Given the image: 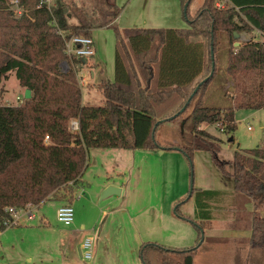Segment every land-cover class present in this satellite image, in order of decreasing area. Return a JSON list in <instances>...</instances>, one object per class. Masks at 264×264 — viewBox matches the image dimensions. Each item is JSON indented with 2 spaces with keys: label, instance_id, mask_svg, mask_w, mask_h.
Returning a JSON list of instances; mask_svg holds the SVG:
<instances>
[{
  "label": "trees",
  "instance_id": "16d2710c",
  "mask_svg": "<svg viewBox=\"0 0 264 264\" xmlns=\"http://www.w3.org/2000/svg\"><path fill=\"white\" fill-rule=\"evenodd\" d=\"M19 1L28 13L15 19L9 2L0 0V85L15 75L31 98L24 95L19 106H0V233L12 220L9 207L47 201L72 205L93 149L177 150L161 145L156 133L161 124L190 110L191 142L179 150L189 159L196 152L210 153L222 173L233 177L229 195L246 199L243 207H232L236 227L251 231L253 250H264V145L236 152L230 174L217 158L222 141L201 130L203 124L219 125L233 134L236 111L264 110V0H227L225 7L204 0L194 15L189 10L193 0H180L189 23L182 30H121L117 0H80V6L75 0H53L50 8L45 0ZM99 29L115 31V76L99 87L104 106H85L75 72H66L63 65H82L86 59L69 60L65 43L72 36L92 38ZM254 32L262 41L250 38L235 47L236 35ZM219 57L224 60L220 73ZM228 98L233 107L224 109ZM73 121L79 123L77 133L71 129ZM223 195L197 191V205L207 212L208 203ZM191 196L192 191L181 205ZM250 203L252 210L245 206ZM175 214L181 216L179 205ZM186 220L199 234L197 244L171 249L145 243L139 253L142 264H193L202 228Z\"/></svg>",
  "mask_w": 264,
  "mask_h": 264
},
{
  "label": "rangeland",
  "instance_id": "374dc122",
  "mask_svg": "<svg viewBox=\"0 0 264 264\" xmlns=\"http://www.w3.org/2000/svg\"><path fill=\"white\" fill-rule=\"evenodd\" d=\"M9 1L10 0H7V3ZM146 1L147 0H118V6L121 9L123 20L117 25V27L121 29L122 27L135 26V23H133V25H127V22L131 19L134 21L138 19L140 25L136 26H141L140 28H148L150 26H152V28L172 26V29L175 28L177 30L189 28V23L185 19L181 23H171L165 22L163 17L161 15L159 16V11L173 13L176 9L175 4L177 6L178 2L180 8V0H150L151 3L147 6L149 7L147 15H143L141 4L146 3ZM203 3L204 0H193L189 9L190 13L194 15ZM217 3L224 7L227 4L226 0H217ZM51 4H53V2ZM80 4V0H75V5L80 6ZM180 11H182V8ZM144 19H147L148 23H145L146 21ZM246 37L248 39L247 41L250 40V37L256 41H262L259 34L256 35L250 33ZM92 38L95 42L96 54L92 58V60H94L93 64H89L88 68L89 70H93L91 72L89 71L87 75L89 82L92 85H100L114 79L116 35L113 29H100L93 32ZM237 43H239V41ZM218 47H220V49L225 48L223 47V42L222 44L220 43ZM222 67H224V60H221L219 57L217 61L218 73H220ZM78 85L80 84L78 83ZM18 91V80L15 75H11L8 81H4L0 85V106L21 105L24 99L22 98L20 101L16 100ZM82 95L84 103L90 101L92 104H98L91 106H104L105 104L102 102V99L104 98L98 87L95 88L94 86L92 91H89L88 88H84L82 90ZM228 99L226 101H230ZM208 103V95L206 94L204 105L208 106ZM223 105L224 104H222V107ZM190 116L191 113L190 110H188L179 118L161 124L157 130L156 138L159 143L166 147L174 146L177 150H162L164 151L163 155H161L162 151L146 152L138 150V153H142L144 157H139L137 155V166L140 165L144 169L151 167L155 173V181H153L152 187H149L148 178H144V174H146L147 171L142 170L143 179L138 187V192H136L134 196L136 201H133L132 199V204L137 203V205L141 206L147 205L151 202L153 205L158 204L160 200L159 198L162 197L163 194L164 199H168V194L173 192L174 189L177 191V188H180L179 195L182 196V199L174 205L173 212H175V208L179 205V214L181 216H183L182 213H189L193 208L192 202L187 203L186 201L182 205L180 203L188 197L189 193L193 190L192 188L196 189V191L198 190V192L219 191L225 194L220 198L225 201L231 200L229 197L230 193L227 191L232 192L234 190V179L232 176H226L222 173V171L216 166L214 158L210 153L196 152L192 159H189L184 152L179 150L181 147L189 146L191 142L192 132L190 129ZM236 124L237 129L233 134H225L224 132H221L220 130L222 129L219 125H215L209 129L212 133L211 135L222 141L221 151L217 155V158L218 161L224 165L225 170L230 174L234 172L232 162L236 152L254 150L264 145V110L258 112L239 110L236 112ZM261 125H263V127H261ZM232 138L233 141H230ZM98 151L102 153L107 150ZM93 157L94 152L91 150L88 159L90 163ZM104 160L101 161L103 162L102 168L107 169L108 165L109 168L107 171L109 172V175L114 176V168L110 165L111 161ZM106 162H108L107 165ZM237 196H240L241 199L237 200L235 205H240L241 208V206H244L246 199L242 195L237 194ZM105 201L107 200L103 201V205L106 204ZM217 202L222 201L219 200ZM62 203L66 204L65 202ZM84 203V201L76 200L73 205L75 212L74 223L76 226H80L82 222H84V219H88L85 217L87 213L84 212ZM259 205L262 204L259 203ZM59 206L60 204L56 201H48L42 205L40 212L44 216V224L41 223V218L38 216L35 221L22 224L24 227H30L26 231L20 232L22 227L14 228L17 233L16 237L18 238L19 246L12 247L6 252L3 251V258H1L0 255V264H71L74 259L80 261L79 264H94V261L92 260L87 261L81 259L79 254L74 255L70 253L67 247L70 234L64 232H66L65 229H70L71 226L66 227L63 224L58 223L56 214ZM38 213L39 211L37 214ZM239 215L242 216L244 214ZM262 215H264V211L262 212ZM24 224H27L28 226ZM138 226L142 230L140 223H138ZM20 233H23V235H20ZM9 237L11 240V234L6 236L4 241H7ZM60 238L62 242H60ZM226 238V241H222L214 246H209L208 243H205L200 251L201 257L197 264H229L234 257V249H239L242 246L238 244L237 239L230 237ZM246 240L248 239H245V241ZM29 258L32 259L31 263L28 262ZM68 258H70L69 261Z\"/></svg>",
  "mask_w": 264,
  "mask_h": 264
},
{
  "label": "crops",
  "instance_id": "0c3cea01",
  "mask_svg": "<svg viewBox=\"0 0 264 264\" xmlns=\"http://www.w3.org/2000/svg\"><path fill=\"white\" fill-rule=\"evenodd\" d=\"M49 1L51 3L53 2V0ZM150 3V0H147L146 3L141 4L143 15H147L149 10V7L147 6ZM175 8L176 9L173 13L159 11V16L161 15L165 22H183L184 19L182 17V11H180L181 7L179 8V2L177 6L175 4ZM121 15L122 14H120L116 21L117 25L123 20ZM144 20L146 21L145 23H148L147 19ZM71 23H76V19H72ZM133 23H135V26H127L125 28L122 27L121 30L159 28L172 29V26L157 28H152V26H150L148 28H140L141 26H136L140 25V21L138 19L135 21L132 19L128 20L127 25H133ZM254 34L258 35L257 32H254ZM247 35L249 34L240 35L238 40L240 44L248 40L246 37ZM93 62L94 60H92V58L90 60L87 59L82 65H76L73 61L71 62V69L75 72L77 80H79L78 82H84V86L80 87L81 90L88 88L89 91H92L94 86L99 89V86L101 85H92L89 82L87 73L93 70L88 69L89 64L92 65ZM113 81L114 79L112 81H108V83ZM18 90L16 100L20 101L25 95L26 90L20 87L19 82ZM226 100L223 101V108L229 109L233 107V102H231L230 99H228L230 101ZM102 102L105 103L104 99H102ZM83 105L91 106L98 104H92L90 101L88 103H84L83 100ZM213 126L215 125L203 124L201 126V130L212 134L209 129ZM261 127H263V125H261ZM220 131L223 132V130ZM98 150L107 151L101 153ZM93 152L94 157L91 163L88 161L87 169L83 174L79 188L76 191V199L72 204L73 206L76 200L84 201V212L87 213L85 217L88 219H84V222H82L80 226H76L74 223L72 225L73 227L71 226L70 229H65L66 232H64L70 234V238L67 243L70 253L74 255L79 254L80 258L84 259L83 245L87 239L91 238V240H93L91 260L94 261V264H142L139 253L140 248L145 243H158L171 249H188L194 247L198 242L199 234L197 235L195 230L196 228L191 224V222L186 220V218H189L191 221L200 224L203 233L199 249L193 258V264H197L199 261V258L201 257L200 251L205 243H208L209 246H214L222 241H226V237L237 239L238 244L242 246L239 249H234V257L231 259L229 264H245L246 262L252 264H264V250H253L251 248V231L239 230L234 222L235 214L232 207L234 203H236V200L241 199V197L237 196V194L230 195L229 197L231 200L229 201H225L220 197L219 199L222 202H216L219 201V199H213L212 202L208 203L211 206V208L207 210L208 214L207 212H203V210L199 209L196 199L198 190L196 191V189L192 188L194 191L192 190V196L187 203L192 202L193 208L189 213H182V217L185 218H181V216L176 215L175 212H173L174 205L182 199V196L179 195L180 188H177V191L174 189L173 192H170L168 194V199H164L163 194V196L159 198L160 200L158 204L153 205L152 202L142 206L137 205V203L132 204L133 201H136L134 196L136 192H138V187L143 179L142 170L147 171L146 174H144V178H148L149 187H152L153 181H155V173L151 167L144 169L140 165V167L137 166V155L139 157H144V155H142V153H138V150L132 151L123 149H93ZM163 154L164 151L161 152V155ZM102 160L111 161L110 165L114 168V176H110L107 171L109 168L107 165L108 162H106L107 169L102 168ZM109 187H116L120 189L121 194L119 196L104 198L103 194ZM232 192H234V190ZM104 200H107L105 201V205L102 204ZM58 203L60 204L59 207L64 205L62 202ZM43 204L36 207H38L37 211H39L38 215L41 218V223L44 224V216L40 212ZM245 206H247L248 210H251L253 207L251 203L246 204ZM203 213L209 215L210 219H204ZM26 219V217L20 218L18 225L9 227L4 232L0 233L1 258H3V251L6 252L12 247L14 248L15 246H19L18 238L16 237L17 233L14 228L22 227L20 232L29 229L30 227H24L22 225L23 223L31 222ZM138 223L141 224L142 230L139 228ZM9 234L12 236L11 240L9 237L7 241H4L5 237ZM21 234L23 235V233H20V235ZM245 239L248 240L245 241ZM60 242H62L61 238ZM69 260L70 258H68V261ZM28 262L31 263L32 259L29 258ZM79 263L80 261L74 259L71 264Z\"/></svg>",
  "mask_w": 264,
  "mask_h": 264
},
{
  "label": "built area",
  "instance_id": "2783aa9c",
  "mask_svg": "<svg viewBox=\"0 0 264 264\" xmlns=\"http://www.w3.org/2000/svg\"><path fill=\"white\" fill-rule=\"evenodd\" d=\"M45 4L48 8L51 7V2L49 0H45ZM221 5H219L220 7ZM9 10L12 14L13 18L21 19L24 15L28 13L25 7L21 4L19 0H10L9 1ZM64 39L63 32H57ZM65 53L69 60L73 59H91L96 54L95 42L92 38L83 37V36H72L66 39L65 43ZM63 68L65 71H69L71 67L68 64H64ZM79 81V80H78ZM79 83V82H78ZM80 87L84 86V82L79 83ZM71 129L73 132H79V123L78 121H73L71 124ZM46 143L49 142V137H46ZM38 207L27 205L25 208H15L9 207L6 209V213L10 215L12 220L5 222V226L7 228L14 227L18 225L20 218L26 217L29 221H34L38 218L37 211ZM56 218L58 223L65 225L66 227H70L74 224L75 212L72 205H62L58 208ZM83 258L87 261L92 259L93 252V240L87 239L83 245Z\"/></svg>",
  "mask_w": 264,
  "mask_h": 264
},
{
  "label": "water",
  "instance_id": "95a60500",
  "mask_svg": "<svg viewBox=\"0 0 264 264\" xmlns=\"http://www.w3.org/2000/svg\"><path fill=\"white\" fill-rule=\"evenodd\" d=\"M237 37V41L239 40V36L236 35ZM240 43H236L235 47H239ZM31 98V91L30 90H26L25 93V99L28 100ZM184 111V109L182 110ZM230 141H233V139H231ZM121 194V190L116 188V187H109L108 189H106V191L103 194L104 198L110 197V196H119Z\"/></svg>",
  "mask_w": 264,
  "mask_h": 264
}]
</instances>
